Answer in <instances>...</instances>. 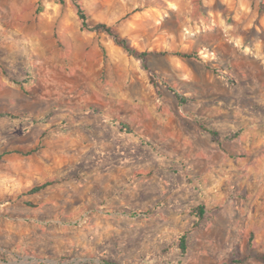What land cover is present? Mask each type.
<instances>
[{"label":"rangeland","instance_id":"rangeland-1","mask_svg":"<svg viewBox=\"0 0 264 264\" xmlns=\"http://www.w3.org/2000/svg\"><path fill=\"white\" fill-rule=\"evenodd\" d=\"M77 2L91 22L111 27L148 53L147 66L106 33L82 30L75 0H0V77L8 91L54 98L51 114L108 107L126 118L134 104L140 117L146 107L164 118L168 136L180 131L176 110L200 106L204 95L197 85H208L204 99L214 107L222 100L250 114L247 83L264 80V0ZM32 124L2 131L6 141L0 144L24 138ZM184 126V133L195 134ZM229 134L228 140L236 139ZM232 145L222 154L230 158L231 172L242 161L256 163L241 169L238 185L224 186L223 199L212 192L217 186L202 182L190 145L152 146L147 171L98 188L94 168L84 162L54 169L56 182L18 183L16 156L10 152L6 166L2 146L0 264H264V145L254 153ZM36 158L51 164L46 153ZM222 171L216 167L215 178ZM80 179L87 180V192L79 198ZM66 185L68 198H55ZM199 205L206 215L197 228L191 211ZM216 233L238 242L225 243ZM182 236L187 255L180 250ZM207 240H219V246Z\"/></svg>","mask_w":264,"mask_h":264},{"label":"crops","instance_id":"crops-1","mask_svg":"<svg viewBox=\"0 0 264 264\" xmlns=\"http://www.w3.org/2000/svg\"><path fill=\"white\" fill-rule=\"evenodd\" d=\"M263 83L264 80L259 81L258 79L247 83L248 93H252L253 98V102L249 103L247 108L250 114H244L242 106L241 108L232 107L233 109L226 107L224 104L227 102L222 100L221 103L217 102V107H214L210 99H204L209 91L205 94L203 91L204 88H208V85H197L196 90L204 95L199 98L200 106L193 102L187 105V109L186 105H182L180 111L176 110L175 127L177 124L180 125V131L171 132L168 136L164 118L157 113L150 112V109L146 110V107L143 108L140 117L134 114V104L130 106L132 112L127 111L126 118L113 108L108 111V107L99 110L92 108L87 111L71 107L67 108V111L51 114L50 111L56 104L54 98L48 95L25 98L22 93L8 91L6 79L0 77V133L2 131L11 132L20 125L22 127L25 122L33 121V124L26 128L27 136L14 139L8 142L10 144L7 146L0 144V148L2 146L6 148L3 153L5 156L3 162L6 166H10L11 161L8 157L10 152H14L16 182L22 184H43L51 180L56 182L54 169L61 168L67 163L84 162L85 167L94 168V184L98 188L115 181L126 182L129 177L135 176L136 171L142 173L144 170L147 171L150 161L145 156L150 155V148L152 146L163 148L167 142H174L180 147L185 148L190 145L195 148L194 151L192 150L193 167L196 170L201 169L199 174H201L203 183L210 184L212 187L217 186V191L212 190L216 199H223L228 196V190L225 191L224 186L234 181H237L238 185L243 177L241 169L246 167L253 169L256 163L253 161L240 162L234 172L237 171L241 175L235 179L234 172H231L230 158L225 160L222 156V154L225 155L224 146L233 144L232 146H239L254 153L258 147L264 145ZM247 109L246 112H248ZM183 125L184 127L190 126L195 134L189 136L184 133ZM58 128L63 130L62 134L56 132ZM229 132L235 133L234 138L236 139L228 140ZM0 141L6 140L0 139ZM43 153H46L48 159H51L50 154H52L50 165L42 164L41 160L37 161L36 155ZM216 167L223 170L218 178H215ZM144 178V183L151 180L150 176H144ZM252 179L251 182L256 183V178L252 177ZM86 183L87 180L78 181L79 198L87 192V189L83 187ZM67 187V185L60 186V191H56L53 196L55 198L66 197ZM192 217L196 220V224L198 218ZM216 234L224 236L225 243L231 241L233 245L238 242V239H227L224 233ZM218 241L207 240L208 244L214 247L219 246ZM179 246L181 250L180 239ZM186 248L188 249L187 237ZM185 255H187V250Z\"/></svg>","mask_w":264,"mask_h":264},{"label":"trees","instance_id":"trees-1","mask_svg":"<svg viewBox=\"0 0 264 264\" xmlns=\"http://www.w3.org/2000/svg\"><path fill=\"white\" fill-rule=\"evenodd\" d=\"M61 3L64 2V0H59ZM76 2V9H77V13L78 16L81 20L82 23V30L85 31H89V32H102V33H106L107 35H109L110 37H112L115 41V43L122 47L127 53L138 57L142 60L144 66L146 67V61L145 58L148 55V53L146 52H140L137 49H135L132 45H131V39L127 38V37H122L119 33L115 32L111 27L99 23V24H95L93 22H91L89 20L88 15L86 14V12L84 11V9L82 8L81 4L79 2H77V0H75ZM104 52L105 49L103 48ZM183 57H189V56H183ZM4 116V115H1ZM7 116V115H6ZM125 125V124H124ZM214 135H216L215 133H213ZM39 189H34V192H37ZM205 211H206V207L203 205H199L198 207H196L195 209H193L191 211L192 216H195L196 218H198V222L196 223V226L200 225V222L204 219V215H205ZM180 245H181V251L182 254L186 253V237L182 236L180 238Z\"/></svg>","mask_w":264,"mask_h":264}]
</instances>
